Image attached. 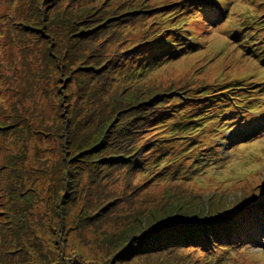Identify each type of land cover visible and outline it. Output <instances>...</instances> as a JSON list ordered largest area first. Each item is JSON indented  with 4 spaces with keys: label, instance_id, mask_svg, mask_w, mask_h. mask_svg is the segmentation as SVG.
Instances as JSON below:
<instances>
[{
    "label": "rangeland",
    "instance_id": "374dc122",
    "mask_svg": "<svg viewBox=\"0 0 264 264\" xmlns=\"http://www.w3.org/2000/svg\"><path fill=\"white\" fill-rule=\"evenodd\" d=\"M235 1V30L241 29L240 22L247 18L248 12L264 13V6L260 5L264 0H255L253 9H246L244 2L249 0ZM66 6L65 3L52 4L51 0H16L10 14L15 12L17 23L8 22L1 35L4 37L2 46L7 43L8 35L11 42L0 49V58L9 59L11 44L20 45L22 40L27 41L29 50L23 53L28 57L26 67L22 59L18 61L20 70L25 69L23 73L18 79L12 76L10 90L6 81L0 88V261L10 264H155L147 256L133 255L125 259L122 256L131 243L136 246L144 238L143 233L133 240L129 236L136 226L150 222V209L166 203H152L168 195L167 192L162 194L166 187H138V193L126 196L118 204L114 198L120 195L116 188L121 182L114 183L110 195L103 190L100 193L96 187L98 181H89L93 171L82 168L84 162L93 161L87 156L88 151L80 152L85 147L91 148L94 139L85 137L88 133L93 136L85 125L90 129L96 125L90 115L89 102L93 98L108 100L127 98L131 94L104 96L99 74L92 70L93 65L84 59L73 58L76 54L70 45L72 30L79 29L90 12ZM224 11L229 12V9ZM5 12L6 8L0 2V15ZM193 26L200 34L205 28L203 24ZM223 41L226 40L220 35L208 38L199 54L160 62L164 64L143 83L144 87L162 85L164 81L170 83L167 74L172 80H197L196 86L213 84V77L208 72H215L224 57L228 65L239 56L247 59L240 47H236L230 56L219 55L217 58L222 59L212 64V57L223 46ZM240 67L243 71L252 70L253 63H243ZM252 106L264 113V101H255ZM224 114L232 115L231 124L242 118L240 110L228 111L226 108L221 110V115ZM234 126L222 127V132H217L218 137L233 140L232 145L219 142L232 148L237 157L239 177L231 184L238 183L237 190L244 196L250 193V188L262 186L258 194L264 197V136L257 142H249L251 138L246 135L250 131L247 129L248 133L239 138L237 132L242 127ZM225 151L228 150H223L222 154ZM244 152L251 153L245 158ZM214 154L213 148L206 149L204 156L194 160L193 164H198L200 169L192 171L193 177L205 167L216 166L219 171L224 159L214 157ZM243 158L249 170L246 177L242 170ZM233 160L237 163L235 155ZM205 182H210V187H232L230 183L226 184L225 178L214 180L209 173ZM110 210L114 213L105 217L104 213L107 215ZM240 250H243L240 256L223 254L220 263L233 264L237 259L241 264H264V239L262 245L252 243Z\"/></svg>",
    "mask_w": 264,
    "mask_h": 264
},
{
    "label": "trees",
    "instance_id": "16d2710c",
    "mask_svg": "<svg viewBox=\"0 0 264 264\" xmlns=\"http://www.w3.org/2000/svg\"><path fill=\"white\" fill-rule=\"evenodd\" d=\"M15 1L0 0L6 8L0 21V49L11 42L8 35L7 43L2 46L4 37L1 38V35L5 32L8 22L17 23L14 19L15 12L10 14ZM51 2L59 5L65 3L66 8L86 9L90 12L83 20L82 26L72 30L73 39L70 45L76 54L73 58L84 59L93 65L92 70L99 74L104 96L114 97L115 93L131 94L127 98H93L89 102L90 115L96 125L93 129L85 125L93 135L86 133L85 137L94 139L91 148L85 147L80 151H88L87 156L93 160L82 165V168L88 167L93 171L89 174V181H98L96 187L100 193L104 192L106 195H110L114 183L121 182L116 188L120 195L114 198L118 204L119 201H124L126 196L134 195L138 187H166L162 194L168 193L159 197L161 201L152 202L166 203L150 209L149 223L143 222L136 226L137 229L129 238L133 240L139 233H143L144 238H141L136 246L131 243L130 249L124 251L122 257L125 259L133 255L147 256L155 264H223L220 261L222 262V255L225 253L242 255L243 250H240V247L250 239V236L245 234L247 221L252 219L251 224L255 221L252 218L255 212L245 205L257 198L255 189H251L250 193L244 196L241 191L228 187L200 188L186 176L183 177V174L180 176L181 168L173 166L177 163L176 160L172 162L171 168L167 163L176 158L175 143L180 140L171 136V130L177 131L179 136L193 127L189 123L199 126L198 117L189 116L182 113L178 107L170 106L174 99H180L176 97L179 95L177 79L172 80L168 74L166 79L170 83L164 81L162 85L159 83L160 85L145 88L143 83L146 81L138 78L129 83L133 74L131 67L123 70L124 79L120 82L117 83L115 78L118 71L125 67L123 61L136 57L137 54L145 57L152 70L161 66L162 63L158 64L157 60L160 63L186 51L184 48L179 50L175 47L181 42V36L175 33L165 37L161 35L165 32L163 23L156 25L155 22L160 10L152 8L148 0L138 6H133L126 0ZM159 43H163L165 48L159 47ZM27 44L26 40H22L20 45L12 43L9 59L0 58L1 89V85L6 81L10 90L12 76L15 75L18 79L25 70H20L19 62L22 59L25 67L28 64V57L23 54L29 50ZM64 48L69 52L67 46ZM152 57L154 60L150 59ZM152 80L155 81L156 78ZM196 85L197 82L186 88L187 101L197 102L194 108L200 110L199 105L204 103L202 100L208 92H202ZM203 89L209 90V87ZM168 120L173 123L165 129ZM232 195L234 198H231ZM226 196L227 198H224ZM170 199L175 201L169 202ZM174 202L178 204H172ZM256 208L257 205L254 206L255 211L258 209ZM177 212L181 214L178 215ZM113 213L114 211L110 210L107 215L104 213V216ZM104 216L101 212V219ZM0 264L10 262L1 260ZM233 264L241 263L235 259Z\"/></svg>",
    "mask_w": 264,
    "mask_h": 264
}]
</instances>
